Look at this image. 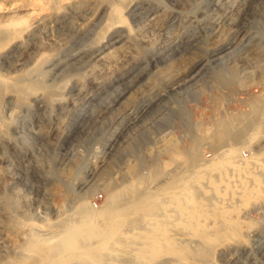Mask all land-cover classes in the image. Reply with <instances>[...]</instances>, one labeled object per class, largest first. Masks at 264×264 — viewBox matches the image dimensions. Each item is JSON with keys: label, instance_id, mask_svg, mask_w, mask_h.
Returning <instances> with one entry per match:
<instances>
[{"label": "rangeland", "instance_id": "1", "mask_svg": "<svg viewBox=\"0 0 264 264\" xmlns=\"http://www.w3.org/2000/svg\"><path fill=\"white\" fill-rule=\"evenodd\" d=\"M89 9L96 10L67 33L74 14ZM153 15L160 23L141 43L134 28ZM119 39L136 46L134 60L90 80L96 58ZM225 45L228 55L194 73ZM263 71L264 0H0V185L8 195L7 204L0 196V264H28L24 245L77 222L83 207L98 210L125 196L157 203L155 194L175 190L191 167L207 177L201 163L220 161L228 147L229 158L254 154L264 162V119L256 117ZM158 93L154 105L140 108ZM250 123H261L262 133L248 147ZM229 167V180L212 171L222 188L214 203L243 223L198 264H264V192L239 203Z\"/></svg>", "mask_w": 264, "mask_h": 264}, {"label": "bare ground", "instance_id": "2", "mask_svg": "<svg viewBox=\"0 0 264 264\" xmlns=\"http://www.w3.org/2000/svg\"><path fill=\"white\" fill-rule=\"evenodd\" d=\"M38 1L46 3L50 0ZM62 1L64 2L66 0ZM95 10L96 9H92L91 11V9H89V11L84 14H74L73 20L70 23V27L68 26L67 33L71 32L78 24L86 21L95 12ZM115 10V21L120 23L123 22V17L120 15L121 8L119 10V8L116 7ZM41 20H44V18H40L38 22ZM160 20V16L153 15L148 17L146 21L139 23L134 28L135 35L141 43H144V41L149 38V34L159 25ZM117 26H120V24H117ZM244 31L241 30V33ZM53 42L54 41L51 40V42H47L48 44H45V46L48 45L47 47L50 49ZM114 44L115 46L113 47V50H109L96 58L95 63L92 66L94 67V72L86 74L90 80H95L96 78H105L108 74H111L112 71L117 70L124 63L134 60L136 46L126 44L125 39H119L115 41ZM40 48H38V51H40ZM228 48L229 47L226 45L219 47V49L215 50L214 53H212V55H210V57L205 60V62H203V64L200 62V65H197V68L194 69V73L201 71L202 69L204 72L207 66H212L210 64L208 65V63L216 59V56H218L217 59L219 60V55H222V58L223 56L228 55ZM38 51L37 54L39 53ZM241 54L242 53H240L239 57ZM32 55L29 56L32 57ZM242 55L244 57V54ZM34 57H32L31 60H33ZM28 62L29 61H27V63ZM232 66L230 67L231 70L235 68H232ZM212 67H214V65ZM209 69H211V67ZM255 71H258V69ZM256 79L260 80L258 83L261 82V84H264V75L261 74L259 75V78ZM251 80L254 82L253 84L257 83L255 79L251 78ZM249 83L251 84V82ZM263 87L260 89V92L264 98V92H262L264 91ZM28 88L29 89H27V92L35 91L33 87ZM158 95H160V93H158ZM158 95L156 94L152 96V98H150L147 103L140 106V108H149L150 106L154 105L164 94L160 96ZM156 96L158 97L155 98ZM257 96L258 95L255 97ZM253 98L254 97H252V99ZM258 98L259 96L257 99ZM262 99L260 98L261 101L264 100ZM256 102L259 105V99L258 101L256 100ZM261 104L263 105L264 103ZM262 108L263 109L260 111L257 109L259 113L257 114L258 116H255L258 119L259 114L262 119H264V107ZM261 123L263 124L264 122ZM261 123L252 125L250 123L252 128L249 129L248 136L246 137L243 135V137L245 136L246 139V142L244 143L245 146H250L252 136L258 133V130L261 132ZM262 129V131H264V128ZM245 133L247 134L248 132ZM241 135L239 134V136ZM243 137L242 140L244 139ZM212 140L213 142L215 141L214 144H216L218 141L214 139ZM235 140L233 142H235ZM227 142L228 140L226 141V145L228 144ZM222 143H218L219 147ZM237 143L241 145L242 142L239 143L238 141ZM230 144L227 146L225 144L224 145L225 147H228L231 146ZM232 146L234 145L232 144ZM216 147L217 149L219 148L218 146ZM222 148H219L218 151ZM230 149L231 148L228 147L225 150L219 152L220 159L219 157L216 158H218L220 161L216 163L211 161L207 163H201L203 164L202 166L204 169L207 171V177H203L199 167H191V169L178 177L177 182L175 181L176 183L173 184V187L176 188L175 190H169L167 188L162 189L160 192L157 191L158 194L155 195L159 200L157 199V203L155 202V204L147 202L142 204V201H140L139 197H129L124 195V198L121 197L113 199V201H111V203L105 208L93 210L83 207L79 213L77 222L74 221L75 223H69L71 225L68 224V227L64 226L62 230L60 229V231H56L53 234H46L42 239L35 241L33 238V243L29 242L28 244L30 245H27V243L24 245L27 246L29 251H26V247L23 248L28 255V264H198L200 262H205L208 259L209 249L213 248L216 244H219V241L237 236L238 231L240 230V225L243 223V221L237 217V214L233 213L235 217H232L229 215V212L221 210L214 203L217 198L220 200L222 198V193L218 190L221 188L218 187L220 186L219 180L221 181V179L224 178L228 179V177H226L227 172L225 169L226 165L229 167L227 161L236 155L233 153V157L231 156V158H229L227 153ZM212 151L214 152V150ZM253 155L254 154H252V157H250L251 160H246L245 158H240L239 154H237L236 156L239 158L233 162L230 161L232 163L229 167L231 171H228L230 172V176L234 177V193L237 194L236 198L241 204L242 202L244 203L246 197L257 198L259 196V188H261V190H263L262 192H264V162L259 161L257 155ZM247 166L250 167V169H248ZM252 167H254L255 170L251 169ZM213 170H217L218 172H215V176H218L219 179L218 182L216 181L217 185L213 183L214 180L211 178ZM210 171L211 174L208 175ZM204 179L207 183V187H202V180ZM223 183L221 182V184ZM222 186L226 185L223 184ZM109 193H112L111 195L113 196L115 195L114 190H111ZM0 196L3 200V203L7 204L8 195L4 191V186L1 185ZM206 200L208 201V206L210 207L206 205ZM11 202L13 201L11 200ZM204 205L207 206V209L204 207ZM216 215L220 219V223L217 227L213 226V219ZM189 242L192 244L189 245ZM23 249L21 252H23ZM22 255H25V253ZM27 255L24 257H27ZM8 263L14 264L15 262L11 261V263ZM15 264L19 263L16 262Z\"/></svg>", "mask_w": 264, "mask_h": 264}]
</instances>
